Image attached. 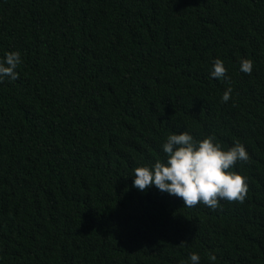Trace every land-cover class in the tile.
<instances>
[{
    "label": "trees",
    "instance_id": "16d2710c",
    "mask_svg": "<svg viewBox=\"0 0 264 264\" xmlns=\"http://www.w3.org/2000/svg\"><path fill=\"white\" fill-rule=\"evenodd\" d=\"M12 51L0 264H264V0H0V58ZM217 58L226 80L209 77ZM184 131L244 145L243 202L132 187Z\"/></svg>",
    "mask_w": 264,
    "mask_h": 264
},
{
    "label": "clouds",
    "instance_id": "9594fccd",
    "mask_svg": "<svg viewBox=\"0 0 264 264\" xmlns=\"http://www.w3.org/2000/svg\"><path fill=\"white\" fill-rule=\"evenodd\" d=\"M22 63L18 51L6 52L0 58V84L5 80L18 78L16 69ZM253 61L240 60V72L251 75ZM226 68L221 59L212 61L209 69L211 79H227ZM232 89L227 88L221 97V103L230 100ZM166 160H157L150 167L133 170L132 187L143 192L155 187L161 193H167L182 199L185 207L198 203L215 210L222 200L243 202L248 192L246 178L232 171L237 163H246L249 156L243 144L235 142L228 150H223L214 136L196 140L189 132L172 133L161 145ZM214 262L216 257L209 256ZM200 256L192 253L188 264H199Z\"/></svg>",
    "mask_w": 264,
    "mask_h": 264
}]
</instances>
